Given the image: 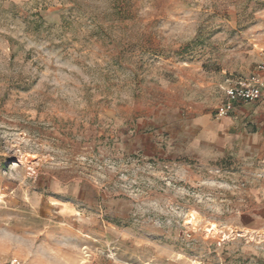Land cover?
Here are the masks:
<instances>
[{"label": "rangeland", "instance_id": "374dc122", "mask_svg": "<svg viewBox=\"0 0 264 264\" xmlns=\"http://www.w3.org/2000/svg\"><path fill=\"white\" fill-rule=\"evenodd\" d=\"M263 55L264 0H0V264H264L211 131Z\"/></svg>", "mask_w": 264, "mask_h": 264}, {"label": "crops", "instance_id": "0c3cea01", "mask_svg": "<svg viewBox=\"0 0 264 264\" xmlns=\"http://www.w3.org/2000/svg\"><path fill=\"white\" fill-rule=\"evenodd\" d=\"M211 131L222 150L239 152L246 161V171L255 175L256 193L263 201L256 215L264 216V97L235 105L211 125Z\"/></svg>", "mask_w": 264, "mask_h": 264}, {"label": "built area", "instance_id": "2783aa9c", "mask_svg": "<svg viewBox=\"0 0 264 264\" xmlns=\"http://www.w3.org/2000/svg\"><path fill=\"white\" fill-rule=\"evenodd\" d=\"M264 97V55L256 71L247 77L228 80L219 115L225 116L237 104L258 101Z\"/></svg>", "mask_w": 264, "mask_h": 264}, {"label": "bare ground", "instance_id": "6f19581e", "mask_svg": "<svg viewBox=\"0 0 264 264\" xmlns=\"http://www.w3.org/2000/svg\"><path fill=\"white\" fill-rule=\"evenodd\" d=\"M214 226H212V228H213Z\"/></svg>", "mask_w": 264, "mask_h": 264}]
</instances>
